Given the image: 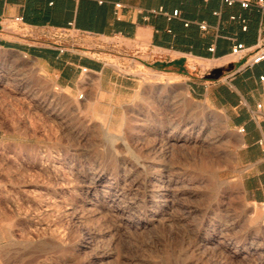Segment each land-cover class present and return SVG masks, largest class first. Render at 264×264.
<instances>
[{"label":"rangeland","instance_id":"374dc122","mask_svg":"<svg viewBox=\"0 0 264 264\" xmlns=\"http://www.w3.org/2000/svg\"><path fill=\"white\" fill-rule=\"evenodd\" d=\"M45 34L98 47L136 85L99 100L85 74L71 91L0 50V264H264V202L233 180L241 137L225 115L125 66L112 38Z\"/></svg>","mask_w":264,"mask_h":264},{"label":"crops","instance_id":"0c3cea01","mask_svg":"<svg viewBox=\"0 0 264 264\" xmlns=\"http://www.w3.org/2000/svg\"><path fill=\"white\" fill-rule=\"evenodd\" d=\"M248 1L242 7L240 0H0V50L36 60L71 91L85 74L84 86L97 84L98 99L104 100L134 91L136 79L105 62L98 47H91L92 54L61 48L45 32L65 29L114 39L115 59L130 57L125 66L137 61L143 70L179 80L192 97L225 115L241 137L233 180L246 199L263 203L264 59L250 61L264 50V0ZM175 9L179 13L172 16ZM239 43L245 50L233 56Z\"/></svg>","mask_w":264,"mask_h":264},{"label":"built area","instance_id":"2783aa9c","mask_svg":"<svg viewBox=\"0 0 264 264\" xmlns=\"http://www.w3.org/2000/svg\"><path fill=\"white\" fill-rule=\"evenodd\" d=\"M227 4H231L233 0H224ZM263 2V0H259L258 4L261 5V3ZM240 4L242 7H248L250 5V2L248 0H240ZM119 5V4H118ZM179 13V11L177 9H175L172 13V16H177ZM15 20L17 21H22V17H16ZM200 28L201 29H205L206 28V24L205 23H200ZM214 48L211 47L210 50L212 51ZM245 50V47L242 43H239L235 46L232 47V51L231 54L233 56H241L242 52ZM264 59V50L263 49H259L258 51H256L254 53V55L251 58L250 63H258L260 61H262ZM83 71H86V68H82ZM261 80H264V77H260ZM258 107H261V105L259 104ZM239 131L242 132L244 131V128H239Z\"/></svg>","mask_w":264,"mask_h":264},{"label":"bare ground","instance_id":"6f19581e","mask_svg":"<svg viewBox=\"0 0 264 264\" xmlns=\"http://www.w3.org/2000/svg\"><path fill=\"white\" fill-rule=\"evenodd\" d=\"M24 55V54H23ZM200 62V61H199ZM200 64H202V63H200ZM162 77V76H161ZM48 209V208H47Z\"/></svg>","mask_w":264,"mask_h":264}]
</instances>
